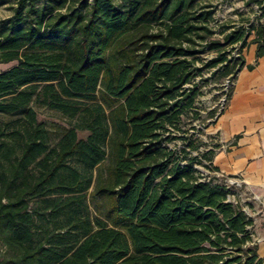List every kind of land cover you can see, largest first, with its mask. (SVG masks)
<instances>
[{
	"label": "trees",
	"instance_id": "1",
	"mask_svg": "<svg viewBox=\"0 0 264 264\" xmlns=\"http://www.w3.org/2000/svg\"><path fill=\"white\" fill-rule=\"evenodd\" d=\"M218 1L12 2L0 114L20 124H0V264H264L253 217L191 154L199 81L234 79L249 42L264 54V21L215 36ZM39 107L69 121L54 144Z\"/></svg>",
	"mask_w": 264,
	"mask_h": 264
},
{
	"label": "crops",
	"instance_id": "2",
	"mask_svg": "<svg viewBox=\"0 0 264 264\" xmlns=\"http://www.w3.org/2000/svg\"><path fill=\"white\" fill-rule=\"evenodd\" d=\"M255 36L253 32L249 40ZM257 50L256 42L244 47V65L233 80L225 108L211 123L221 138L212 162L221 174L244 184L264 225V54L258 55ZM258 253L264 257V240Z\"/></svg>",
	"mask_w": 264,
	"mask_h": 264
},
{
	"label": "rangeland",
	"instance_id": "3",
	"mask_svg": "<svg viewBox=\"0 0 264 264\" xmlns=\"http://www.w3.org/2000/svg\"><path fill=\"white\" fill-rule=\"evenodd\" d=\"M3 0H0L2 2ZM14 0H6V2L0 4V19L9 16L12 13L10 8ZM264 0H219L217 3V9L215 13V21H213V27L215 29V36L222 39L225 30L226 32L244 26L249 28L253 25H257L259 21L264 20L262 13L264 11ZM239 44H235L231 47L230 55H235L239 50ZM235 52V54H234ZM214 53H208V57H212ZM206 57V56H205ZM16 62L0 64V71L13 66ZM211 70H205V76L210 77ZM227 77H219L218 75L212 76L209 81H199L202 87V93L197 99V109L200 117L193 120V125L196 126L194 139L199 144V148L192 150L191 154L197 155L198 160L195 162L196 168L202 172L205 176H213L216 183H223L232 189V199L237 200L243 204L244 209L254 219V224L251 227L254 239L259 243L264 240V236L261 235L264 225L259 221V208L253 209L251 201L253 200L252 194L246 189L244 184L235 177H228L221 174L219 171L210 169V151L217 145L221 144V138L217 132L212 131V122L223 111L225 98L228 91L231 89L227 87ZM211 112H215L214 116H211ZM39 119L45 121L46 125L52 130L51 142L54 144L58 139V130L62 126H68L69 121L62 116L59 112L47 107L38 108ZM0 124L9 125L10 127L20 124L19 116L0 114ZM194 130H191L193 133ZM88 134L87 131H79V135L85 137ZM178 143H182L178 140Z\"/></svg>",
	"mask_w": 264,
	"mask_h": 264
},
{
	"label": "built area",
	"instance_id": "4",
	"mask_svg": "<svg viewBox=\"0 0 264 264\" xmlns=\"http://www.w3.org/2000/svg\"><path fill=\"white\" fill-rule=\"evenodd\" d=\"M237 50H239V46H238V49H237ZM234 54H235V52H234ZM239 54H240V51H238L237 54H235V56H238ZM233 80H234V79H230V77H229V79L226 81V85H227V87H230V86L232 87ZM229 92H230V90L228 91V94H229ZM228 94H227V96H226V98H225L226 102H225L224 105H223L224 108H225L226 103H227V100H228Z\"/></svg>",
	"mask_w": 264,
	"mask_h": 264
}]
</instances>
